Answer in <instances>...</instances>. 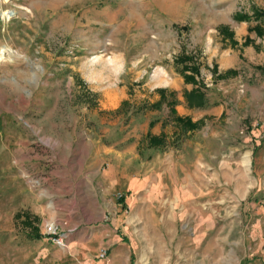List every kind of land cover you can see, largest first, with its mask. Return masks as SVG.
I'll list each match as a JSON object with an SVG mask.
<instances>
[{
	"label": "rangeland",
	"instance_id": "1",
	"mask_svg": "<svg viewBox=\"0 0 264 264\" xmlns=\"http://www.w3.org/2000/svg\"><path fill=\"white\" fill-rule=\"evenodd\" d=\"M0 264H264V0H0Z\"/></svg>",
	"mask_w": 264,
	"mask_h": 264
},
{
	"label": "trees",
	"instance_id": "2",
	"mask_svg": "<svg viewBox=\"0 0 264 264\" xmlns=\"http://www.w3.org/2000/svg\"><path fill=\"white\" fill-rule=\"evenodd\" d=\"M184 68V67H183ZM186 78V80H190V77L189 76H185ZM160 92H163V90H159ZM161 94V96H162V93H160ZM188 97L190 98H195L196 100V103L198 104V102H200L202 99H203V94L201 93V92H197V93H195V92H191V93H189V95H188ZM127 103V101H123L122 102V105H125ZM159 102H156V103H154L153 105H157ZM177 118V120H179V121H183V118L182 117H180V116H177L176 117ZM184 124L186 125V126H190V128L194 125L189 119H186L185 121H184ZM184 125V126H185ZM149 142H151V144H159V143H161L162 142V138L161 137H156V136H151L150 138H149ZM16 217L18 216V218L19 217H23V219H22V224L24 225V226H30L31 228L30 229H32V231L34 232V236H35V238H40V233L38 232V228L36 227V225H34L33 224V222H31V218L29 217V214L27 213V211H20V212H17L16 214ZM33 218L34 219H36V216H33Z\"/></svg>",
	"mask_w": 264,
	"mask_h": 264
},
{
	"label": "built area",
	"instance_id": "3",
	"mask_svg": "<svg viewBox=\"0 0 264 264\" xmlns=\"http://www.w3.org/2000/svg\"><path fill=\"white\" fill-rule=\"evenodd\" d=\"M44 233L46 237L56 245L60 247H66L68 231L61 232V230L57 225H54L53 223L50 224L48 223ZM106 253H107L106 248H102L99 254L100 258H104L106 256Z\"/></svg>",
	"mask_w": 264,
	"mask_h": 264
}]
</instances>
